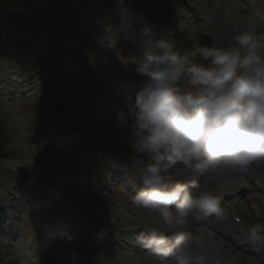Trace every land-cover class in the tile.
I'll use <instances>...</instances> for the list:
<instances>
[{
	"label": "clouds",
	"instance_id": "clouds-1",
	"mask_svg": "<svg viewBox=\"0 0 264 264\" xmlns=\"http://www.w3.org/2000/svg\"><path fill=\"white\" fill-rule=\"evenodd\" d=\"M259 29L252 20L235 30L230 44L179 54L171 40L143 27L146 51L133 54L143 86L129 97L131 143L145 158L130 175L144 185L135 195L137 205L166 218L186 204L207 211L202 197L186 184H170L165 174L177 165L215 172L264 158V30Z\"/></svg>",
	"mask_w": 264,
	"mask_h": 264
},
{
	"label": "trees",
	"instance_id": "trees-1",
	"mask_svg": "<svg viewBox=\"0 0 264 264\" xmlns=\"http://www.w3.org/2000/svg\"><path fill=\"white\" fill-rule=\"evenodd\" d=\"M15 2V9L0 6V52L10 51L27 66L53 67L57 80L48 87L45 101L55 111H58L55 107L68 104L65 94L68 89L77 99L89 97L88 90L95 84V78L85 65L87 31L107 6L106 0Z\"/></svg>",
	"mask_w": 264,
	"mask_h": 264
},
{
	"label": "rangeland",
	"instance_id": "rangeland-1",
	"mask_svg": "<svg viewBox=\"0 0 264 264\" xmlns=\"http://www.w3.org/2000/svg\"><path fill=\"white\" fill-rule=\"evenodd\" d=\"M9 1V0H7ZM37 93H35L36 95ZM37 99H38V96H37ZM7 109V111L9 112L10 115H12V117H18L19 120L18 122L16 123H13L10 115L8 114V116H4L5 112H4V109ZM18 108H19V104L18 103H14L12 106H6L4 108H0V132L5 136V137H10L9 138V144H13V146H15L17 143V141H19V133H22L24 130H26L28 127L25 123V120L27 118V116H29L30 118L32 117L31 114L28 115V108H25L23 110H21V116L18 114ZM23 117V118H22ZM1 136V135H0ZM16 150L13 149V153H11L12 155L11 156H14ZM4 172L2 170V167H0V178L3 176ZM193 243H196L195 241ZM195 247V246H194ZM205 251L209 252L207 249H205ZM233 256H234V259H242L246 262V264H249L247 263L248 259L251 258V257H248V256H241L240 254L234 252L233 253ZM254 262V264H264V261L263 262H260V260H255L253 258H251ZM236 261V260H235ZM237 262V261H236ZM237 264H241V262H238Z\"/></svg>",
	"mask_w": 264,
	"mask_h": 264
},
{
	"label": "bare ground",
	"instance_id": "bare-ground-1",
	"mask_svg": "<svg viewBox=\"0 0 264 264\" xmlns=\"http://www.w3.org/2000/svg\"><path fill=\"white\" fill-rule=\"evenodd\" d=\"M20 92H23L22 90H20ZM215 174L217 176L218 179L224 177V176H229V177H224L223 179L221 180H224V179H246L244 178L245 176H242V174H239L237 171H235L234 169H230V168H227V169H220L217 173L215 171ZM249 175H254V172L253 171H250L248 172V175L246 177H249ZM214 184H216L214 182ZM200 243H198L197 245V248H199V252L201 251H205V248L207 246H212L213 245V242L209 241V240H206V239H201V241H199ZM120 259V262L118 264H129L127 261H124V263L121 262L122 258H119ZM224 262V260H222ZM249 264H252L249 263Z\"/></svg>",
	"mask_w": 264,
	"mask_h": 264
},
{
	"label": "snow or ice",
	"instance_id": "snow-or-ice-1",
	"mask_svg": "<svg viewBox=\"0 0 264 264\" xmlns=\"http://www.w3.org/2000/svg\"><path fill=\"white\" fill-rule=\"evenodd\" d=\"M205 203H206V204H208V203H211V202H210V201H208V200H205Z\"/></svg>",
	"mask_w": 264,
	"mask_h": 264
}]
</instances>
